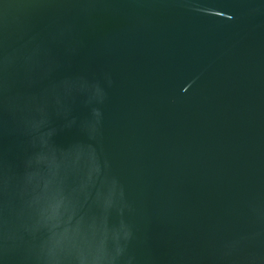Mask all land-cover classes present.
Listing matches in <instances>:
<instances>
[{
	"label": "water",
	"instance_id": "95a60500",
	"mask_svg": "<svg viewBox=\"0 0 264 264\" xmlns=\"http://www.w3.org/2000/svg\"><path fill=\"white\" fill-rule=\"evenodd\" d=\"M0 264H264V0H0Z\"/></svg>",
	"mask_w": 264,
	"mask_h": 264
}]
</instances>
